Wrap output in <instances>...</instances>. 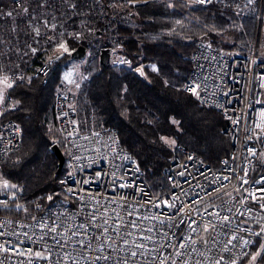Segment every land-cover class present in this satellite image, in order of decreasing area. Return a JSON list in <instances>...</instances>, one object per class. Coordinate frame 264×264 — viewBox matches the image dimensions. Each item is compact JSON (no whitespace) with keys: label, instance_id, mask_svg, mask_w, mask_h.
Here are the masks:
<instances>
[{"label":"built area","instance_id":"1","mask_svg":"<svg viewBox=\"0 0 264 264\" xmlns=\"http://www.w3.org/2000/svg\"><path fill=\"white\" fill-rule=\"evenodd\" d=\"M182 1L207 7L212 0ZM58 61L49 59L35 77H46ZM131 64L116 58L117 66ZM191 64L183 90L225 120L231 152L215 167L178 148L158 191L116 128H83L75 96L58 93L53 110L66 145V200L28 212L1 176L23 132L0 108V264H243L259 237L264 244V57L203 42ZM12 106L8 98L6 108Z\"/></svg>","mask_w":264,"mask_h":264},{"label":"trees","instance_id":"2","mask_svg":"<svg viewBox=\"0 0 264 264\" xmlns=\"http://www.w3.org/2000/svg\"><path fill=\"white\" fill-rule=\"evenodd\" d=\"M96 1L22 0L23 7L15 10L10 0H0V65L14 76L7 90L13 108L4 121H14L23 132L22 146L2 164L1 176L28 212L38 203L48 207L66 200L61 192L66 165L58 173L52 148L57 145L66 159L67 152L53 105L66 64L77 60L65 54L46 77L34 75L61 45L69 52L84 46L91 53L75 96L82 127L116 128L153 190L166 185L164 171L178 148L215 167L231 152L225 120L183 86L203 41L260 55L261 26L254 14L238 11L234 0H212L207 7L182 0L136 5L130 3L137 0H120V12ZM103 49L115 50L131 66L104 67ZM259 247H264L261 237L243 264Z\"/></svg>","mask_w":264,"mask_h":264},{"label":"rangeland","instance_id":"3","mask_svg":"<svg viewBox=\"0 0 264 264\" xmlns=\"http://www.w3.org/2000/svg\"><path fill=\"white\" fill-rule=\"evenodd\" d=\"M93 1V0H91ZM97 4H99V6L102 7H107L109 8H117V11L120 12L121 11V6H119V2L120 0H97L96 1ZM234 2L236 3V9L240 12H245V13H253L255 16V13L257 11V9L259 8L261 2L260 1H256V0H234ZM105 8V12L106 13H112L110 10H108ZM100 13H102V10H100ZM263 14H264V7H263ZM257 19V18H256ZM258 21V20H257ZM260 22V21H258ZM260 26H261V34H260V40L257 44V47L259 49V54L261 56H264V20L260 22ZM205 43H210L207 41H203ZM201 42V43H203ZM64 48H66L64 45H61L60 47L57 48L56 50V54H54L51 58H61V56L63 55H70L72 52H69L68 50L65 51ZM222 48V47H220ZM226 49V48H225ZM230 50V49H228ZM236 51V50H233ZM240 53V52H239ZM91 53L89 51H87V56L84 59L81 60H77V61H69L64 69V74H63V81H62V87L61 89H59L58 93H71L72 95L76 96L79 91L80 88L82 86V84L85 82L87 74H86V67L88 64V58L90 57ZM120 56L119 54L116 53L115 50H113V53L111 55V59H110V63L116 64V58ZM48 59V60H49ZM14 76L12 74H8L5 71V67H3L2 65H0V108H4V109H10V108H6V104H7V90L9 89ZM57 93V94H58ZM13 108V106L11 107ZM6 110V111H7ZM6 113V112H5ZM168 143L170 145H173V143H171V140H167ZM261 234L264 236V227L261 230ZM264 247H259L258 251L253 255L255 256V260H253V256L250 258V260L248 261L247 264H260V263H264L262 261H264ZM257 253H259V255H257Z\"/></svg>","mask_w":264,"mask_h":264},{"label":"water","instance_id":"4","mask_svg":"<svg viewBox=\"0 0 264 264\" xmlns=\"http://www.w3.org/2000/svg\"><path fill=\"white\" fill-rule=\"evenodd\" d=\"M113 53L112 49H103L100 54V62L104 67H109L111 55ZM87 56V49L84 46H80L74 52L71 53V58L75 60L84 59ZM53 152L59 160L58 173H61L66 165V157L61 149L54 145L52 148Z\"/></svg>","mask_w":264,"mask_h":264},{"label":"snow or ice","instance_id":"5","mask_svg":"<svg viewBox=\"0 0 264 264\" xmlns=\"http://www.w3.org/2000/svg\"><path fill=\"white\" fill-rule=\"evenodd\" d=\"M204 2H207V0H201V3H204ZM8 15H11V13H8ZM64 50L67 51V48H64ZM166 142H168V141H166ZM171 143H174V141H172ZM5 186H7V185H5ZM257 255H259V253H257ZM252 259L255 260V256H253Z\"/></svg>","mask_w":264,"mask_h":264}]
</instances>
